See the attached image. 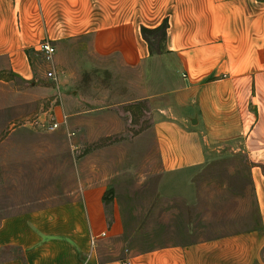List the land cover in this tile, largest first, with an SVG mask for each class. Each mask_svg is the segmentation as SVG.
<instances>
[{
    "label": "crops",
    "instance_id": "obj_1",
    "mask_svg": "<svg viewBox=\"0 0 264 264\" xmlns=\"http://www.w3.org/2000/svg\"><path fill=\"white\" fill-rule=\"evenodd\" d=\"M254 2L0 0V69L31 80L26 53L51 43L56 82L44 95L56 97L57 117L70 116L88 144L137 128L133 113L145 109L168 181L191 174L181 187L199 198L192 174L244 161L260 220L256 228L108 257L124 227L108 218L106 181L78 173L72 199L2 220L0 264H264V58L255 60L248 43L237 46L245 55L236 62L223 52L224 21H232L227 36L245 32L233 25L244 17L225 15L224 6ZM165 21L164 52L152 54L143 28ZM102 233L108 236L93 249L91 238Z\"/></svg>",
    "mask_w": 264,
    "mask_h": 264
},
{
    "label": "rangeland",
    "instance_id": "obj_2",
    "mask_svg": "<svg viewBox=\"0 0 264 264\" xmlns=\"http://www.w3.org/2000/svg\"><path fill=\"white\" fill-rule=\"evenodd\" d=\"M223 13L244 17L233 22L244 28L243 36H227L232 21L223 22V52L232 55V62L245 55L237 46L247 43L255 47V60L264 58V0L224 6ZM248 25L254 31L246 36ZM216 38L209 37L212 41ZM152 44L154 54L161 55L159 39H152ZM26 55L31 80L0 69V224L8 217L72 199L70 191L78 186V173H95L108 185L105 203L109 220L116 215L124 227L121 241L107 246L108 257L259 226L246 163H222L200 175L192 174L201 195H185L181 186L191 174L186 181L182 176L167 180L152 136L146 132L151 120L145 109L133 113L137 128L93 144L87 143L86 133L76 128L68 115L67 124L55 132L35 125L37 120L46 125L57 117L58 100L44 95V88L55 86L56 70L53 61L48 62L37 50ZM162 60L164 66L173 63L167 57ZM49 73H54V78H49ZM110 79L113 83L115 78L111 75ZM118 79L120 89L125 82Z\"/></svg>",
    "mask_w": 264,
    "mask_h": 264
},
{
    "label": "built area",
    "instance_id": "obj_3",
    "mask_svg": "<svg viewBox=\"0 0 264 264\" xmlns=\"http://www.w3.org/2000/svg\"><path fill=\"white\" fill-rule=\"evenodd\" d=\"M37 51L40 52L48 62H52L56 54V49L49 42L42 43ZM48 77L54 78V73H49ZM67 121H68V117L67 115L64 114V116L62 115L61 119H58V117H53L49 121V124L43 125V122L37 120L35 122V125L45 128L47 132H55L61 129L63 125L67 124ZM71 136H75V134L73 133L71 134ZM106 237H107V233H102L101 235L93 236L90 240L91 247L95 249L97 247L99 240H102Z\"/></svg>",
    "mask_w": 264,
    "mask_h": 264
},
{
    "label": "trees",
    "instance_id": "obj_4",
    "mask_svg": "<svg viewBox=\"0 0 264 264\" xmlns=\"http://www.w3.org/2000/svg\"><path fill=\"white\" fill-rule=\"evenodd\" d=\"M168 29H169L168 22H165L162 26L156 29L143 28V37L149 43L152 54H154L152 39H159V45H161L160 53L163 54L164 52L163 47L165 46L168 39ZM105 201L107 203L108 195L105 196Z\"/></svg>",
    "mask_w": 264,
    "mask_h": 264
}]
</instances>
